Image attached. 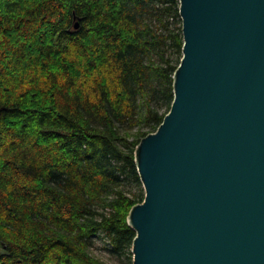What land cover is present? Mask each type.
Here are the masks:
<instances>
[{
    "label": "trees",
    "instance_id": "16d2710c",
    "mask_svg": "<svg viewBox=\"0 0 264 264\" xmlns=\"http://www.w3.org/2000/svg\"><path fill=\"white\" fill-rule=\"evenodd\" d=\"M181 28L179 0H0V264L132 261Z\"/></svg>",
    "mask_w": 264,
    "mask_h": 264
},
{
    "label": "water",
    "instance_id": "95a60500",
    "mask_svg": "<svg viewBox=\"0 0 264 264\" xmlns=\"http://www.w3.org/2000/svg\"><path fill=\"white\" fill-rule=\"evenodd\" d=\"M169 112L136 154L133 264H264V0H179Z\"/></svg>",
    "mask_w": 264,
    "mask_h": 264
},
{
    "label": "rangeland",
    "instance_id": "374dc122",
    "mask_svg": "<svg viewBox=\"0 0 264 264\" xmlns=\"http://www.w3.org/2000/svg\"><path fill=\"white\" fill-rule=\"evenodd\" d=\"M107 247V243L97 237L90 252L95 258L99 259L104 264H133V255L131 262H127L126 260L122 259L117 260L115 257H112L111 254L107 251Z\"/></svg>",
    "mask_w": 264,
    "mask_h": 264
}]
</instances>
